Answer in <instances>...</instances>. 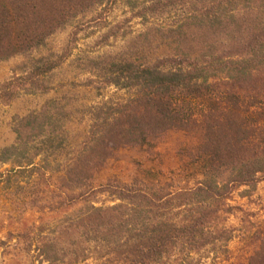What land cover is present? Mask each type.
I'll return each instance as SVG.
<instances>
[{
  "label": "trees",
  "instance_id": "trees-1",
  "mask_svg": "<svg viewBox=\"0 0 264 264\" xmlns=\"http://www.w3.org/2000/svg\"><path fill=\"white\" fill-rule=\"evenodd\" d=\"M112 1L0 0V62L42 47L72 19ZM146 3L179 14L168 31L171 52L111 59L105 83L130 96L92 118L82 147L60 164L67 133L59 118L41 113L22 119L16 142L0 149V166L9 165L0 172L7 203L0 207V264L25 257L84 264L93 255L84 244L108 248L107 264H203L204 255L211 264H264V228L238 230L234 259L228 246L235 231L225 227L242 213L229 205L232 194L264 182V0ZM42 67L34 72L52 70ZM25 80L37 82L38 74ZM168 132L187 138L170 180L96 184L114 152L149 147ZM31 138L40 148L28 146ZM14 178L26 180L17 186L19 194L28 191L18 204L34 217L15 234Z\"/></svg>",
  "mask_w": 264,
  "mask_h": 264
},
{
  "label": "rangeland",
  "instance_id": "rangeland-1",
  "mask_svg": "<svg viewBox=\"0 0 264 264\" xmlns=\"http://www.w3.org/2000/svg\"><path fill=\"white\" fill-rule=\"evenodd\" d=\"M148 6L146 0H114L72 19L64 29L48 38L42 47L0 62V149L16 142L22 119L41 113L48 115L52 121L59 118L57 125L67 133L66 144L59 149L60 164L82 147L92 118L107 114L106 109L130 96L127 90L105 83L102 76L111 69V59L120 55L133 56L134 59L142 54L150 59L171 52L168 31L175 28L179 14L169 6H159L154 11L148 10ZM44 64H50L52 70L40 75ZM36 69L39 72L35 73ZM37 74V82L25 80L29 77L33 79ZM3 94L12 97L9 100ZM104 105L106 107L102 108ZM39 142L31 138L28 146L38 149ZM186 144L187 138L182 133L168 132L149 147L117 150L104 163L96 177V184L109 179L124 184L139 178L156 181L163 175L171 179L180 167L177 153ZM8 169L7 164L0 166V172ZM188 179L186 176L182 184ZM25 183V179L18 181L14 178V214L10 215L14 220V234L24 224L30 225L34 218L29 206L18 204L28 191L19 194L17 186L25 187ZM5 185L0 183L2 208L7 206L5 193L1 191ZM229 205L242 210L241 214L234 213L225 223L226 228L235 231V239L228 246L231 258L235 259L240 247L238 230L248 232L264 228V182L254 188L235 191ZM3 224L6 226L5 222ZM0 236L3 237V233ZM72 242L81 244L82 241L74 239ZM83 246L80 248H88V254H93L84 264L108 263V248H101L104 245ZM72 248L75 247H70V250ZM211 258L212 255H204L201 263L211 264ZM14 264L32 262L25 257Z\"/></svg>",
  "mask_w": 264,
  "mask_h": 264
}]
</instances>
